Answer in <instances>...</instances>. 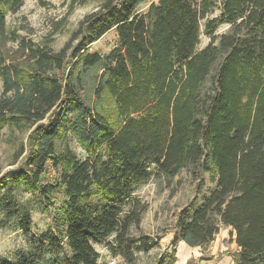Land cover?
Wrapping results in <instances>:
<instances>
[{"label": "trees", "instance_id": "trees-1", "mask_svg": "<svg viewBox=\"0 0 264 264\" xmlns=\"http://www.w3.org/2000/svg\"><path fill=\"white\" fill-rule=\"evenodd\" d=\"M22 1L0 0V137L26 134L13 164L23 161L0 173V186L32 193L43 211L62 195V228L0 264H101L94 242L132 264L157 244L130 232L146 209L136 192L190 167L215 186L180 210L171 244L206 247L228 227L233 264H264V0H158L144 11L145 0H68V14L93 8L58 50L52 35L66 16L39 42L7 26ZM112 29L116 45L91 52ZM202 33L210 40L199 48ZM66 123L83 160L56 148ZM175 261L172 251L155 264Z\"/></svg>", "mask_w": 264, "mask_h": 264}, {"label": "rangeland", "instance_id": "rangeland-1", "mask_svg": "<svg viewBox=\"0 0 264 264\" xmlns=\"http://www.w3.org/2000/svg\"><path fill=\"white\" fill-rule=\"evenodd\" d=\"M152 2L156 3L158 0H145L138 6L139 11L146 10ZM92 8V4L76 6L68 14L66 13L68 0H23L19 9L7 12L5 20L9 28L16 29L19 34L39 42L51 33L56 21L66 16L65 23L61 25L63 26L61 31L52 35V47L58 50L67 41L69 33L76 27L78 21ZM218 13L219 11L215 9L207 17H216ZM227 27L223 23L217 25L215 34L225 31ZM116 39L115 31L109 30L91 43L89 50L107 53L116 45ZM209 40L210 37L202 33L198 47H204ZM68 117L71 119L70 111ZM66 128L65 135L55 140L57 150L61 152L68 149L78 159L83 160L87 156L86 152L68 129V123H66ZM25 136V133L19 132H15L11 136L6 128L2 129L0 173L23 161V156H21L13 164L19 146L26 142ZM50 175L53 178H58L60 167L53 168L49 164ZM45 181H50V179L46 178ZM214 186L215 182L209 172H200L192 167L183 169L172 177L154 176L142 185L136 192V196L146 203V209L141 216L139 225H132L130 232L133 236L149 235L157 240V244L148 252L135 251V260L132 264H155L161 254H170L172 251H175L176 261L174 264H216L221 261L223 264H231L227 256L236 249V245L230 240V228L228 227L221 226L215 239L206 247H183L180 241L176 246L171 244L180 210L194 201L190 209L192 211L203 202ZM62 199V195H58L54 205L49 207L48 211H43L40 201L32 193L9 183L0 186V258L13 261L19 255L32 250L41 234L47 231L57 232L58 229H61V215L58 209ZM5 202H9V205L5 206ZM20 205L28 213L29 227L20 225L22 215L17 211ZM93 247L99 253L101 264H129L123 257L113 256L105 242H94ZM182 248L184 252H182ZM63 254H70V250L66 246L60 251V255ZM223 255L224 257H222Z\"/></svg>", "mask_w": 264, "mask_h": 264}, {"label": "crops", "instance_id": "crops-1", "mask_svg": "<svg viewBox=\"0 0 264 264\" xmlns=\"http://www.w3.org/2000/svg\"><path fill=\"white\" fill-rule=\"evenodd\" d=\"M222 237H223V235H222ZM180 242H181V244H183V247H189V246H187V244H186L185 242H183V241H180ZM182 249H183V248H182ZM235 250H236V249H235ZM233 251H234V250H233ZM233 251H231V253H232ZM182 252H184V249H183ZM212 254H213V253H212ZM188 255H189V252H188ZM222 257H224V255H223ZM227 258H229V260L231 261V264H233L232 255L227 256ZM220 260H223V259H220ZM216 264H223V261H221V263H220V262H217Z\"/></svg>", "mask_w": 264, "mask_h": 264}]
</instances>
